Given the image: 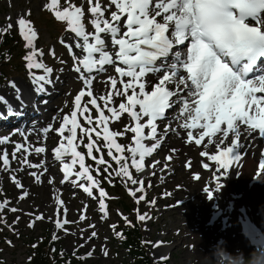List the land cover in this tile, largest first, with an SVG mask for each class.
I'll use <instances>...</instances> for the list:
<instances>
[{
    "label": "snow or ice",
    "instance_id": "obj_1",
    "mask_svg": "<svg viewBox=\"0 0 264 264\" xmlns=\"http://www.w3.org/2000/svg\"><path fill=\"white\" fill-rule=\"evenodd\" d=\"M44 8L66 25L60 43L70 53L73 70L83 82L72 109L61 117V126L56 129L61 139L52 149L54 158L62 165V183H72L89 197H94V189L98 190L99 207L105 215L108 213L105 199L109 194L101 186V180L93 175V171L98 175L101 173L100 166H105V172L112 167L102 149L106 148L107 155L119 166L113 170L114 174L125 184L130 181L132 185H138L135 190L129 188L128 191L139 204L147 195L145 181L133 176L128 161L131 160L137 173L145 172L146 157L160 148L171 129L170 124L166 128H161V125L168 111L176 105H180L181 127L187 130L186 143L194 142L200 146L205 143V137H209L207 143L212 144L211 138H215L216 151L204 150L200 155L214 162V179L218 188L234 165L242 166V150L247 146L241 141L242 134L251 137L258 130L259 137L264 138V0H80L79 3L76 0H47ZM30 16L31 10L20 15L17 27L26 42L25 47L29 49L24 59L32 82L39 85L38 92H45L46 84L55 83L54 69L40 59L45 53L37 47L38 30ZM12 27L10 23L7 28H0V32L6 33ZM51 55H57L55 49L51 50ZM60 62L67 63L63 59ZM106 66H110L115 75L109 73ZM34 69L43 70V74L38 75ZM101 73H107L105 94L94 95L93 82ZM11 86L19 97L20 89L16 83L11 82ZM85 97L89 99L85 101ZM116 98L120 99L118 105ZM0 101L8 104L2 95ZM90 105L98 113L96 117L91 115ZM9 111H12L11 105ZM124 114L129 117L128 123L122 130H113L110 124L121 121ZM81 118L89 127L80 123ZM51 128V124L43 128L45 138ZM93 133L98 139L92 138ZM128 133L133 134L132 143L118 142L119 137H126ZM24 139L27 140V136ZM9 141V136L0 137V145ZM80 145L87 149V157L96 162L94 169L86 163V155L79 150ZM94 150L99 156L93 154ZM126 150L130 156L125 155ZM32 151L40 156L47 149L31 143L27 147L24 143H16L11 156L29 169L43 168L39 175L35 171L29 173L41 182V176L48 169L43 162L34 164L28 160ZM177 151L176 148L170 149L166 156L169 163L163 164L164 169L170 168L173 153ZM114 152L119 155H114ZM0 158L3 170H10L6 148ZM160 164L161 161L155 160L151 169ZM192 165L193 161L189 159L186 167L191 169ZM202 166L210 168L207 162ZM258 173L264 176V159L258 162ZM151 174L155 175V171ZM112 175L113 172L108 173L109 183H112ZM11 179L21 190L20 199L23 200L29 192L15 174ZM194 179L199 181L200 174L195 173ZM204 191L209 198L214 195L210 187H205ZM137 192L143 195L137 197ZM170 195L166 193V196ZM57 202L64 205L58 196ZM9 203L8 200L0 202V212ZM149 203L155 205L156 201ZM10 210L18 211L15 207ZM136 212L140 221L151 219L148 213L140 214L139 208ZM64 214H67L66 207ZM123 218L131 224L127 216ZM19 219L17 217L16 223ZM43 219V214L36 215L30 226ZM83 219L85 217L81 215ZM0 223L13 227L2 217ZM55 223L57 228L67 231L65 225L70 222L57 219ZM112 227L115 230L116 226ZM116 235L123 238L122 232ZM96 236V231H93L91 237ZM57 238L53 236V239ZM7 243L11 245L12 241ZM162 244V241L156 242L157 247ZM92 254L89 252L87 255ZM104 254L108 255L107 248ZM164 259L166 257H161Z\"/></svg>",
    "mask_w": 264,
    "mask_h": 264
},
{
    "label": "rangeland",
    "instance_id": "obj_2",
    "mask_svg": "<svg viewBox=\"0 0 264 264\" xmlns=\"http://www.w3.org/2000/svg\"><path fill=\"white\" fill-rule=\"evenodd\" d=\"M46 2L47 0H0V28H7L8 24L11 23L13 27L9 31L16 30V33H18V17L31 10V16L29 18L34 22V25L38 30V39L36 44L40 46L45 53V56L40 59H42L48 66L53 67V79L55 81H59L57 85L46 88L47 91L42 93L48 97H56L57 104L54 106L47 103V99L45 97H40L37 102L35 101L36 98L41 95L39 94L40 92L37 91V84L33 85L30 83L28 79L30 74L15 77L6 82L4 87L0 89V95L4 96L8 101V104L0 101V107L5 106V108L1 110L0 120L2 119L5 121L7 115L6 109L9 108V105H16L13 98L8 99L7 95V93L12 94L15 90L12 88L10 84L11 82L27 83L16 84V87L19 88L20 91L23 88L30 90L29 97L32 99V102H36L35 104L37 106L34 110H45L47 119L39 125V128L52 124L59 112H62L61 109H63V114L69 113L73 107L76 92L82 87L81 81L72 83L68 80V77L65 79L61 78L63 73H68V75L71 76H74V74L77 75V73L73 70V60L66 51L65 46L60 43V39L63 35L59 34V30H61V28H57L53 25L51 21V17L53 18V15L44 8V4ZM64 28H66V26H64ZM52 49H55L57 53L55 57L51 55ZM61 59L67 63L61 64ZM60 69H63V71H60ZM33 71H36L38 74L40 70L34 69ZM56 77H59V79H56ZM98 86L99 80L97 79L94 87L98 88ZM59 88L68 89L69 94L59 92ZM40 105H44L45 107H41ZM50 113L54 114L51 116ZM11 122L14 123L17 121L11 120ZM86 125L87 122L85 121L84 126ZM15 129L16 128L12 127L9 129L8 133L1 132L0 137L5 134L13 133ZM56 139V137H53V139L48 138L45 141L42 138L32 137L31 144L35 147H39L46 142H51L54 145ZM21 141L20 135L15 136V144L20 143ZM15 144L11 146L10 150H13ZM82 146L83 145H80L79 150L83 148ZM7 147L8 146L6 144L0 145V157H2L3 149ZM129 154L130 153L126 150L125 155L129 156ZM19 155L20 154L17 156ZM27 158L34 164H40L41 162L45 163L46 155L43 153L41 156L37 157L35 152L32 151V154ZM128 163L130 171L134 174L133 176L139 179V174L136 172L135 167L130 161H128ZM10 164V170L4 171L2 158H0V202H3L4 200L10 201L7 207L4 208L3 212H0V217L6 219L8 225L13 226L12 228H9L4 223H0V254H2L1 257H4L7 262H16L18 264L24 259V264H26L25 254L29 250V245L27 246V243L29 241L31 242V240L40 241L41 238L48 234L52 239L54 235L58 237L53 240L60 243L59 246L62 248L64 255L72 254L77 258L89 260L88 264H115L116 261L114 258L109 259V256L112 253L111 240L113 238H117L116 231L118 227L131 226L135 222H138L142 226L144 240L146 242H151L149 243V250L153 260H155L158 256L156 242H159V240L162 239L163 243L166 244V246H169L171 250L167 259H170V264H212L210 255L213 252V246L221 240L231 241L232 245L230 244L228 247L230 252L236 253L237 251H242L245 255H250L257 248L264 247V242L258 235H255V237L259 239L261 243L260 246L255 248H253L248 241L239 238L238 227L234 224L237 223L238 217L242 219L243 216L241 212L237 210L232 216L236 217V219L233 218V220H231L233 222L231 228L227 227L224 231V228L221 227L220 224L213 228L208 227L207 220L213 212L212 207L204 206L205 200L200 205H197V203L192 200V205H196V208H189L188 204L184 206V202L191 200L192 197L187 193L189 184H178V182H180L178 181L179 178L176 180H170L168 184H158L155 187L151 184V180H146L145 188L147 195L145 200L137 204L136 199L130 195L132 213H126L124 209L114 207L116 201L114 200L112 194L108 193L109 195L108 198L105 199V203L108 205L109 211L107 215H105L99 207V194L97 189H94V197H86L84 199V195L79 192L78 187H73L71 185L60 187L58 185L60 175H58L56 179V169L52 165L47 166V174L44 172L41 176V182H37L35 177L29 173L35 171L39 175L43 172V168L29 169L26 165H23L18 160L14 159H12ZM251 166H253L254 169V164ZM20 169L23 170L21 171ZM197 170H199L198 160H196L195 169L188 176H186V181H193V172H196ZM252 171L249 172L248 176H245L240 181H237V184H233L234 187H237L236 191L239 193L247 191L248 185H250L249 181L251 179ZM13 174H15L17 179H19L25 186V190L30 192V196L28 198L25 197L23 200L20 199L21 190L12 181L11 176ZM98 179H100L102 182L101 184H103L102 178ZM50 180L53 182L50 183ZM42 184H45V187ZM149 184L152 186L148 187ZM195 185L200 188L203 187L201 184ZM128 186L133 190L138 187V185H132L130 181L128 182ZM59 190H64V198L71 210V217H69V222H72L71 233L66 227L67 231L57 228L55 223L57 219H60L62 222L63 217L61 206L58 205L57 202V191ZM166 193H171V196L180 197L181 199L169 202L166 198ZM248 193L250 194L249 203L253 208L249 211L246 209V215L250 220L254 221L256 226L259 225L264 233V216L261 217V212L257 211H264V180L260 185L256 186L255 195H252L251 192ZM141 195H143V193L137 192V197ZM223 196L226 204L228 202V193L225 191ZM153 200L156 201L155 205H151L149 203ZM243 202L245 203L246 200ZM131 204H133V207ZM85 206H87L86 211L84 210ZM173 206H176L180 210L173 212L176 217L170 218L168 216H162V213L168 212L167 209ZM13 207L17 208L18 211L12 212L10 209ZM137 208H139L140 214L148 213L151 216V219H147L145 221L138 220L136 212ZM94 212L98 213L102 217H107L108 220L103 223L100 218L96 219L95 216H93ZM30 213L33 215H30ZM40 214H43L45 219L37 220L34 226H30L34 217ZM81 215H83L85 219L81 220ZM124 216L128 217L131 224L124 220ZM17 217L20 218L18 223H16ZM75 222L87 225V227L94 225L95 227L92 228L93 230H96L97 236L91 237V230L87 231L88 236L86 237L73 233L78 231V227ZM163 223L168 225L166 230L163 229ZM186 223H188L189 226L186 225ZM112 225L116 226L115 230H113ZM13 228L15 231H13ZM89 237H91V239H89ZM8 240L12 241L11 245L7 243ZM233 241L242 243L238 244ZM105 248H107L108 251L107 256L104 254ZM89 252H92L93 254L88 256L87 254ZM125 254L126 252L122 251L121 255L124 256ZM13 255H17L18 258L13 259Z\"/></svg>",
    "mask_w": 264,
    "mask_h": 264
},
{
    "label": "bare ground",
    "instance_id": "obj_3",
    "mask_svg": "<svg viewBox=\"0 0 264 264\" xmlns=\"http://www.w3.org/2000/svg\"><path fill=\"white\" fill-rule=\"evenodd\" d=\"M75 51H77V53L80 52L79 49H75ZM76 82H77V80H75V83ZM16 84H27V83H16ZM51 85L52 84H46L45 87H50ZM36 87L38 88L39 86L36 85ZM29 92H30L29 89L23 88L20 91L18 98L20 100H22L23 103H25V99L27 98ZM65 93H66V89H65ZM15 95L17 96L16 92H15ZM94 95H95V91H94ZM56 102L57 101H55V105L57 104ZM27 107L28 106L23 104V109H26ZM53 114L54 113H50L51 116ZM182 123H183V119L180 118V114H178V116L175 120L168 122V124H170L173 127V129L168 130V134L166 136L168 141L170 143H172L171 146L169 147V149H172L173 146H175V148L178 149V155L180 157H182L186 162L189 159H191L194 162L195 158H196L197 148L192 144L186 143V141H187V136H186L187 130L181 127ZM197 131H199V130H197ZM195 134L196 133L194 132V135ZM241 141L247 145L242 150L244 152V158L242 159V162H241L242 166L234 165L233 170L226 177L222 178V182H221L222 183V187H221L222 189H225V190L229 189L231 182L235 181L241 175L247 174L250 171V169L253 167L251 165L254 163V160L264 159V140H262L261 137H258V135L254 134V133L251 134V137H246L245 135L242 134ZM186 170H187L186 165H183L177 173L173 172V173H171V175L169 177L171 178V177L181 176L185 173ZM141 177L146 178L147 173L146 172L141 173ZM260 178H262V175L260 176ZM227 179H230L231 181L227 182L226 181ZM184 184H195V183L186 182ZM254 190H255V188L252 191H254ZM192 193H197L196 187H193ZM231 194L234 195L233 192ZM169 199L173 200L172 197H170ZM197 202L199 204L200 200L198 199ZM216 202H217V197H214L213 200L209 202V204L215 205ZM174 208H176V207H174ZM129 209L131 210V207H129ZM162 216H168L170 218L176 217V215L172 211L164 212V213H162ZM241 220H243V219H241ZM167 228H168V225L163 223V229L166 230ZM248 234L250 235L251 231H248ZM170 250H171L170 248L159 249L157 260H161V257H166Z\"/></svg>",
    "mask_w": 264,
    "mask_h": 264
},
{
    "label": "trees",
    "instance_id": "obj_4",
    "mask_svg": "<svg viewBox=\"0 0 264 264\" xmlns=\"http://www.w3.org/2000/svg\"><path fill=\"white\" fill-rule=\"evenodd\" d=\"M22 41L20 39L14 38L11 34L2 33L0 35V79L5 80V77L12 75L20 68L19 59L21 53L15 54L14 49H19L22 46ZM133 240H129L128 245H132ZM53 243H45L39 245L37 251V257L33 260V264H69L68 260H50L48 252ZM48 247V249H45ZM129 247V246H128ZM138 253V252H137ZM134 250V255H136ZM136 264H153L149 257L146 255L145 250H142L136 257ZM167 264V263H162Z\"/></svg>",
    "mask_w": 264,
    "mask_h": 264
},
{
    "label": "clouds",
    "instance_id": "obj_5",
    "mask_svg": "<svg viewBox=\"0 0 264 264\" xmlns=\"http://www.w3.org/2000/svg\"><path fill=\"white\" fill-rule=\"evenodd\" d=\"M212 264H264V247L257 248L250 255L242 251L230 252L227 241L221 240L213 246L210 255Z\"/></svg>",
    "mask_w": 264,
    "mask_h": 264
}]
</instances>
